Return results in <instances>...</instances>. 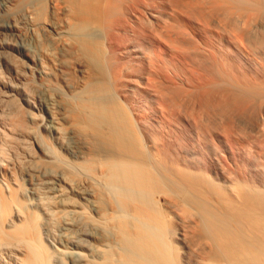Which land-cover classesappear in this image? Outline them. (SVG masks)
Returning a JSON list of instances; mask_svg holds the SVG:
<instances>
[{
	"label": "bare ground",
	"instance_id": "6f19581e",
	"mask_svg": "<svg viewBox=\"0 0 264 264\" xmlns=\"http://www.w3.org/2000/svg\"><path fill=\"white\" fill-rule=\"evenodd\" d=\"M0 264H264V0H0Z\"/></svg>",
	"mask_w": 264,
	"mask_h": 264
}]
</instances>
